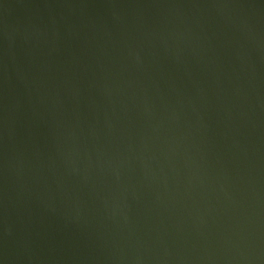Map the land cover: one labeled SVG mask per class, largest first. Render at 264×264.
Instances as JSON below:
<instances>
[{"label":"water","instance_id":"water-1","mask_svg":"<svg viewBox=\"0 0 264 264\" xmlns=\"http://www.w3.org/2000/svg\"><path fill=\"white\" fill-rule=\"evenodd\" d=\"M0 264H264V0H0Z\"/></svg>","mask_w":264,"mask_h":264}]
</instances>
